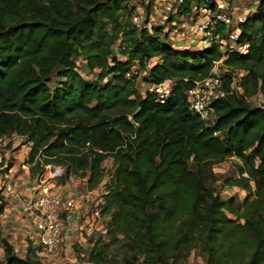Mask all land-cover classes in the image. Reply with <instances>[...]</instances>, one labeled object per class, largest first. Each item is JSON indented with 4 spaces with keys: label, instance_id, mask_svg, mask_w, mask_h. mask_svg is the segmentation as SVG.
I'll return each instance as SVG.
<instances>
[{
    "label": "trees",
    "instance_id": "16d2710c",
    "mask_svg": "<svg viewBox=\"0 0 264 264\" xmlns=\"http://www.w3.org/2000/svg\"><path fill=\"white\" fill-rule=\"evenodd\" d=\"M195 4L216 7L213 0H183L179 13L190 16ZM137 10L128 0H0V138L16 133L31 144L32 174L62 165V180L80 176L88 190L101 184L103 163L112 160L102 209L108 240L87 248L91 264H108L110 244L121 235L149 264H170L195 232L210 264H264V102L249 101L264 95V0L245 21L213 31L227 39L239 29L245 51H223L216 40L178 48L162 38L163 26L135 27ZM79 60L95 79L81 74ZM221 60L227 93L203 119L191 111L187 92ZM140 80L170 81L172 89L164 102L150 91L138 96ZM229 157L242 165L227 183L247 191L239 224L225 211L237 213L234 199L228 204L208 186L213 167ZM0 240L3 264H44Z\"/></svg>",
    "mask_w": 264,
    "mask_h": 264
},
{
    "label": "rangeland",
    "instance_id": "374dc122",
    "mask_svg": "<svg viewBox=\"0 0 264 264\" xmlns=\"http://www.w3.org/2000/svg\"><path fill=\"white\" fill-rule=\"evenodd\" d=\"M230 6L228 12L232 15L233 21V28L238 23V18L240 16H247L248 14L255 11L258 5L254 3V0H229ZM134 3L137 6L142 5L140 0H134ZM174 10L171 12L165 11L162 8L157 10V14L155 16V20L152 22L153 25L158 26L159 24L163 25V33L162 38L168 35L167 39L176 47L178 48H199L202 45L206 44V40L208 37L206 36L205 32L200 29V25L208 16V11L205 10V6L195 4L193 13L188 15H181L179 13L178 7L180 2L171 1ZM146 4L143 5L145 7ZM146 9V8H145ZM144 17L147 18L148 13L147 10L143 11ZM236 30V29H235ZM233 30L232 32H235ZM203 42V43H200ZM199 43V44H198ZM78 68L83 76L88 78L89 80L95 79L97 76L93 74L86 66L85 61L79 60ZM218 71L222 74V72L226 71L225 68L218 66ZM238 75H241L242 71L240 69H234ZM58 78L56 74H54L50 85L54 86L57 82ZM150 84L144 83L140 80V94L138 96H144L147 88ZM253 105L259 106L264 102V95L257 94L249 99ZM13 137L12 134L7 138ZM10 153H14L12 157H10ZM0 154L2 159L11 163V160H17L19 162V157H14L15 155L18 156V151H15V148L12 146H6L4 140H0ZM12 158V159H11ZM2 160V163H3ZM0 163L1 165H3ZM8 163V164H9ZM105 168V177L103 179V186H108L113 181V167H112V160L108 159L104 163ZM242 163L240 159L237 157H229L225 161L220 164H217L213 167V178L208 180V186L215 188L217 192L221 194L222 199L229 204V200L231 198L234 199L235 203L233 208L237 210V213H232L229 210H225L227 214L234 219L235 224H239L243 222V214L245 212V205L244 199L247 195V191L242 189L238 185H231L227 183V180H234L239 176V171ZM65 169V168H64ZM17 174H22V170L18 169ZM58 184L60 180H57ZM78 186L81 192L86 190V185L84 180L78 179ZM57 184V183H56ZM250 185L253 186V182L250 181ZM253 198V197H252ZM229 206V205H226ZM2 213V211H0ZM70 212H65L68 215ZM65 215V216H66ZM109 221V215L105 216L103 221L102 228L96 231L92 236H84L82 243L79 241V234L77 232L74 246H67L62 243L61 249L57 254H45L42 248L43 254L37 255V257L44 263V264H91L88 261V250L83 252V247H90L93 245L94 241L98 238H102L104 240L107 239L106 231H107V224ZM81 220L78 222L80 224ZM195 239L192 242V245L188 248L186 252L181 256L179 261L171 260L170 264H210V256L208 251L204 247L203 239L201 238L198 232L194 233ZM120 238L122 239L121 242L110 244V251L107 254V262L108 264H149L147 261V256L141 253H135L132 250V241L131 239H124V236L121 235ZM27 240L26 242H21L18 246L23 252L24 255L27 254L28 250V241H31L28 236L23 238V240ZM1 241V240H0ZM83 244V246L81 245ZM42 247V246H41ZM0 248H3V245L0 243ZM4 263V257L0 254V264Z\"/></svg>",
    "mask_w": 264,
    "mask_h": 264
},
{
    "label": "built area",
    "instance_id": "2783aa9c",
    "mask_svg": "<svg viewBox=\"0 0 264 264\" xmlns=\"http://www.w3.org/2000/svg\"><path fill=\"white\" fill-rule=\"evenodd\" d=\"M153 2L150 13L147 18L144 17L143 11H146L144 4L148 5ZM180 2L183 0H140L142 5L137 6L134 0H128V4L137 6L138 10L131 15V20L135 27L139 29L152 30L155 26L152 22L155 20L157 10L159 8L171 12L174 7L171 3ZM215 2V10L207 9L208 16L200 25L208 37L207 43L211 44L216 40L221 44L223 51L229 52L233 50L245 51L249 43L238 44L237 37L239 29L235 32H229V38L221 39L219 35H214L218 23H223L228 29L233 26L232 15L228 12L230 9L229 0H213ZM261 0H254L256 5H259ZM247 16H240L238 22L245 21ZM158 26H163L159 24ZM221 61L216 62L212 72L204 79L197 81L195 85L187 92L188 100L190 102V109L193 113L198 114L201 118L207 119L214 114V101L217 97H223L227 91L223 87V76L218 71ZM138 72V71H137ZM143 74H146L143 72ZM241 92L242 89L237 87ZM172 89V82L166 81L160 84H150L147 91L156 93L157 100L164 102L169 96ZM146 91V92H147ZM232 92V90H231ZM5 138H0L4 140ZM30 148L31 144L28 145ZM1 154H0V163ZM65 169L62 165L48 164L39 174V187L41 194L39 197H25L21 194H15L19 206L27 213H29L34 221L35 228L38 231V240L44 250L45 254H57L61 249L64 241V233L66 227L65 212H72L78 205L83 210V219L79 225V230L87 236H91L96 231L100 230L103 225L105 216L102 212L105 204V195L107 193V186H103L104 182L95 189L84 192L80 198L72 196L66 200H59L57 194L53 191L52 184L63 178ZM6 189L13 193V187L10 183L6 184ZM68 213V214H70ZM7 216V215H5Z\"/></svg>",
    "mask_w": 264,
    "mask_h": 264
},
{
    "label": "crops",
    "instance_id": "0c3cea01",
    "mask_svg": "<svg viewBox=\"0 0 264 264\" xmlns=\"http://www.w3.org/2000/svg\"><path fill=\"white\" fill-rule=\"evenodd\" d=\"M205 42L206 44L197 49H202L210 45L207 43V40ZM185 48L190 47L185 46ZM11 134L13 137L7 138ZM7 137L4 139L6 146L14 147L15 151H18V156L15 155L14 157H19L21 160H19V162L17 160H11V163H9L8 161L3 160L1 156V160H3V163H1L3 165L0 164V205L3 204V209L2 213H0V234L7 239V241L14 247L15 252L21 256L25 255L18 246L21 242H26L27 240H23V238L28 236L31 241L27 242V254L28 252H32L36 255H41L43 254L42 247L38 240V231L35 228L34 221L31 215L19 206L15 195L21 194L30 198L39 197L41 194L38 181L40 172H36L35 174H32L31 172V166L27 162L31 147L28 148L29 143H27L26 139L16 133H10ZM12 155H14V153H10V157H12ZM18 169L22 170L23 173L21 175L16 173ZM78 179L85 181V179L80 176L72 175L65 181L62 180V178L59 179V184L57 180L52 184L53 191L57 194L59 200L63 201L72 196L80 198L84 192L88 191L87 188L84 192L80 191ZM8 183L12 185L13 193L6 189L5 186ZM82 219L83 210L80 208V205L72 210L70 214L65 216L66 227L64 244L67 246H74L75 240L73 239L78 236L77 232L80 236L79 241L81 243L84 236H87L79 230V225L81 224ZM80 220L81 222L78 224ZM81 245L83 246V244ZM82 250L85 252L87 247L84 246ZM0 254L1 256H4V247L0 248Z\"/></svg>",
    "mask_w": 264,
    "mask_h": 264
}]
</instances>
